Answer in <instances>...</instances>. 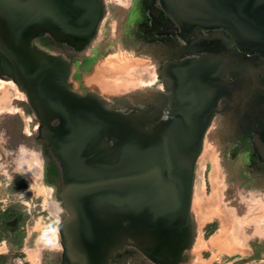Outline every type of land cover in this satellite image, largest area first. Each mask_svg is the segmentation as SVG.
<instances>
[{
    "label": "water",
    "instance_id": "obj_1",
    "mask_svg": "<svg viewBox=\"0 0 264 264\" xmlns=\"http://www.w3.org/2000/svg\"><path fill=\"white\" fill-rule=\"evenodd\" d=\"M161 4L184 30L223 28L238 51L264 58V0ZM105 10V0H0V76L26 94L60 166L67 214L58 223V264H126L134 256L180 264L194 239L196 161L220 100L234 89L231 60H166L167 94L142 105L79 92L70 58L46 48L84 50ZM253 130L264 161V116Z\"/></svg>",
    "mask_w": 264,
    "mask_h": 264
},
{
    "label": "rangeland",
    "instance_id": "obj_2",
    "mask_svg": "<svg viewBox=\"0 0 264 264\" xmlns=\"http://www.w3.org/2000/svg\"><path fill=\"white\" fill-rule=\"evenodd\" d=\"M105 4L104 18L84 50L66 48L69 56L62 47L46 49L70 58V82L79 92L140 105L167 94L160 76L164 58L137 28L140 0ZM34 114L26 94L0 76V253L8 255L7 264H58L62 254L58 223L67 210L59 195L61 170L38 135ZM226 122L221 113L214 116L196 161L190 210L194 239L180 264H264V169L250 161L248 146L231 157L237 139L224 135ZM35 145L49 192L40 191L27 173L26 165L36 160ZM136 257L126 264H155Z\"/></svg>",
    "mask_w": 264,
    "mask_h": 264
},
{
    "label": "flooded vegetation",
    "instance_id": "obj_3",
    "mask_svg": "<svg viewBox=\"0 0 264 264\" xmlns=\"http://www.w3.org/2000/svg\"><path fill=\"white\" fill-rule=\"evenodd\" d=\"M109 6L110 12L114 13L116 7L113 2ZM139 10L137 28L154 44L152 49L164 58L163 63L170 58L184 59L203 53L231 60L229 64L232 69L228 78L233 81L234 89L230 97L220 100L214 116L221 113L227 121L224 135L237 139V146L233 148L231 157L234 158L242 147L248 146L251 149L250 161L264 169V161L255 154L253 145V129L264 116L263 56L238 51L234 39L223 28L196 26L184 30L167 15L161 0H140Z\"/></svg>",
    "mask_w": 264,
    "mask_h": 264
},
{
    "label": "bare ground",
    "instance_id": "obj_4",
    "mask_svg": "<svg viewBox=\"0 0 264 264\" xmlns=\"http://www.w3.org/2000/svg\"><path fill=\"white\" fill-rule=\"evenodd\" d=\"M107 30V28H106ZM106 38V37H105ZM129 38V37H128ZM105 40V39H104ZM103 41V40H102ZM159 69V68H158ZM93 81V80H91ZM94 83V82H93ZM129 86V85H128ZM134 87V86H133ZM212 129V128H211ZM214 130V129H213ZM212 130V131H213ZM212 134V133H211ZM214 135V134H213ZM205 157V156H204ZM203 162V161H202ZM24 168V167H23ZM29 170V169H28ZM41 169L40 166H38L37 168H35L32 171H29L30 175H31V180L34 182V184L38 187V189H40V191H45V192H49L50 190L47 188V186L45 185V183L43 182L41 173H40ZM202 177V176H201ZM30 181V180H29ZM31 187V186H30ZM36 188V187H35ZM37 189V190H38ZM50 194V193H49ZM55 204V203H54ZM58 211V210H57ZM207 216V215H206ZM209 220V219H208ZM53 230V229H52ZM51 241V240H49ZM202 247V246H201ZM33 251V250H32ZM32 254V253H31ZM33 257V256H30Z\"/></svg>",
    "mask_w": 264,
    "mask_h": 264
},
{
    "label": "crops",
    "instance_id": "obj_5",
    "mask_svg": "<svg viewBox=\"0 0 264 264\" xmlns=\"http://www.w3.org/2000/svg\"><path fill=\"white\" fill-rule=\"evenodd\" d=\"M34 147H35L34 151H33V153L31 155H33L36 158V160L33 159V161H31V163H29V164L27 163L28 165H26V168L29 169V170L27 169V173H29V171L34 170L38 166H40V169H42V164H40L42 162L39 159V155H40L39 147L37 145H35Z\"/></svg>",
    "mask_w": 264,
    "mask_h": 264
},
{
    "label": "trees",
    "instance_id": "obj_6",
    "mask_svg": "<svg viewBox=\"0 0 264 264\" xmlns=\"http://www.w3.org/2000/svg\"><path fill=\"white\" fill-rule=\"evenodd\" d=\"M8 259V255L5 253H0V264H7L6 261Z\"/></svg>",
    "mask_w": 264,
    "mask_h": 264
}]
</instances>
